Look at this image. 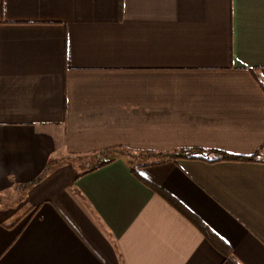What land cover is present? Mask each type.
<instances>
[{
	"label": "crops",
	"instance_id": "1",
	"mask_svg": "<svg viewBox=\"0 0 264 264\" xmlns=\"http://www.w3.org/2000/svg\"><path fill=\"white\" fill-rule=\"evenodd\" d=\"M259 81L264 0H0V264H264Z\"/></svg>",
	"mask_w": 264,
	"mask_h": 264
},
{
	"label": "trees",
	"instance_id": "2",
	"mask_svg": "<svg viewBox=\"0 0 264 264\" xmlns=\"http://www.w3.org/2000/svg\"><path fill=\"white\" fill-rule=\"evenodd\" d=\"M259 84L262 88V90L264 91V84L262 82L259 81ZM121 150L127 151V154H123L125 156H129V160H132L133 162H135L137 164L138 167H143V166H149V164H142L140 162V159L136 156H132V155H136V154H143L142 152H133L130 150H125L124 148H120ZM119 148H114V149H108L107 151H105L104 153H111V155H114L116 153L117 150H120ZM111 155H106L104 154V156H111ZM154 155V154H150V157ZM162 157H164L165 161L156 163V164H163L169 161L172 162H176L180 159H191V160H199V161H205V162H209V163H218V162H253L255 160V158L257 157V154L255 155H251V156H244V155H237V154H232V153H228L225 151H221V150H215V149H204V148H190V149H181L178 150L176 152H173L171 154H166L165 155H160ZM111 158V159H109ZM109 158H101L102 160L97 163L96 165L93 166V168L91 169V171H94L100 167H103L105 165H108L112 162H114V158L113 157H109ZM139 163V164H138ZM35 183V182H33ZM156 191L163 197L165 198L167 201H169L175 208H177L178 210H180L181 212H185V210L181 207V205L176 202L173 198H171L168 194H166L165 192H163L162 190H158L156 189ZM186 214V213H185ZM188 217L190 218V220L211 240V242H213V244L216 245V247H218V244L216 243V238L215 236L203 225L201 224L197 219H195L194 217L188 215ZM219 248V247H218Z\"/></svg>",
	"mask_w": 264,
	"mask_h": 264
},
{
	"label": "rangeland",
	"instance_id": "3",
	"mask_svg": "<svg viewBox=\"0 0 264 264\" xmlns=\"http://www.w3.org/2000/svg\"><path fill=\"white\" fill-rule=\"evenodd\" d=\"M125 152L127 153V151H124V150H121V149L116 151V153H119V154L120 153L121 154H126ZM127 154H129V153H127ZM132 156H135V157L137 156L140 159V162L142 164L146 163L149 160V159L146 158L147 157L146 154H136V155L134 154ZM150 161H151V158H150ZM97 163H98V160L97 159H93V157L92 158L82 159L83 171H85V170H87L89 168H92Z\"/></svg>",
	"mask_w": 264,
	"mask_h": 264
}]
</instances>
